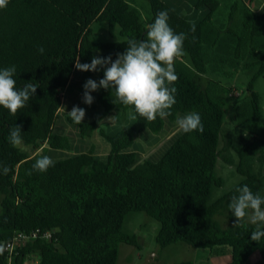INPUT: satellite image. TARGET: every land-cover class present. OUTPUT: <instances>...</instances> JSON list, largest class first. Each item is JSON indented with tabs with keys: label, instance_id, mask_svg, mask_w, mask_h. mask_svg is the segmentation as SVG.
<instances>
[{
	"label": "trees",
	"instance_id": "trees-1",
	"mask_svg": "<svg viewBox=\"0 0 264 264\" xmlns=\"http://www.w3.org/2000/svg\"><path fill=\"white\" fill-rule=\"evenodd\" d=\"M144 1L146 7L133 0H10L0 10V69L15 65L17 89L37 85L15 116L0 107V246L14 234L26 237L11 253L0 252V264H117L118 245L138 249L136 238L121 232L131 213L157 222L158 249L182 243L194 250V260L176 264L224 254L227 264H245L251 255L257 256L254 264H264V238L251 240L252 224L234 226L228 207L243 185L264 196V125L255 91L256 81L264 80V11L233 1L223 26L214 13L225 0ZM160 11L168 12L176 34L186 35L184 55L175 62L173 114L148 122L101 88L95 99L103 107L99 116L80 125L66 118L78 133L73 131L78 147H72L53 122L76 59L115 60L129 39H146L147 25ZM79 73L98 82L104 75L103 69ZM232 80L242 87L233 98ZM113 109H129L135 119L112 135L98 131L108 144L105 155L81 150ZM190 112L200 114L203 133L179 130L145 159L132 151L138 134L163 130V137L174 130L177 116ZM15 125L21 126V147L32 154L9 143ZM60 151L70 154L52 157ZM41 156L51 157L54 167L33 170ZM217 162L233 168L234 183L226 191L220 190L224 179Z\"/></svg>",
	"mask_w": 264,
	"mask_h": 264
},
{
	"label": "clouds",
	"instance_id": "clouds-1",
	"mask_svg": "<svg viewBox=\"0 0 264 264\" xmlns=\"http://www.w3.org/2000/svg\"><path fill=\"white\" fill-rule=\"evenodd\" d=\"M10 0H0V10L7 8ZM167 11L157 13L153 23L147 25L146 39H129L124 53H118L115 60L111 56L93 57L91 63H80L76 59L75 68L82 72H99L103 69V78L97 83L88 79L84 84L83 102L91 105L94 102L92 92L100 88L114 90L117 100L124 106H132L135 113L148 122L158 117L163 120L171 116L176 103V88L172 85L177 81L175 62L184 55V33L176 34L170 27ZM195 32V27H192ZM43 54L44 48L38 46ZM15 65L0 69V107L7 109L15 116L20 109L27 106L36 94L37 85L28 83L17 89ZM71 120L80 125L86 111L73 106L67 112ZM135 119V117H133ZM175 123L183 133L200 132L204 127L199 113L190 112L177 116ZM21 126L15 125L8 137L12 146L22 144ZM55 161L49 156H41L33 165V170L46 172L54 167ZM10 169L3 167V174ZM237 195L231 198L228 205L231 214L236 218L234 226L241 227L247 223L255 226L251 232V240L259 243L264 238V196L243 185L236 188ZM2 252V249H0Z\"/></svg>",
	"mask_w": 264,
	"mask_h": 264
},
{
	"label": "rangeland",
	"instance_id": "rangeland-1",
	"mask_svg": "<svg viewBox=\"0 0 264 264\" xmlns=\"http://www.w3.org/2000/svg\"><path fill=\"white\" fill-rule=\"evenodd\" d=\"M136 5H141L146 7V2L144 0H133ZM225 7H218V12L214 13V17L218 20L219 24L226 26V21H228V13L229 11V4H232L233 1L238 2L237 0H225ZM245 5L253 4V2H259L260 0H239ZM239 4V3H238ZM215 20V19H214ZM88 79L95 80L98 83V79L96 76H89L82 78L78 70H74L71 76V83L65 88L62 92V103L60 105V111L58 113L57 118L53 122L54 131L60 133L63 136L68 138V142L70 145L78 147L76 145V138L77 130L75 126L70 124L66 121V118H70L67 112H70L73 106H79L80 108L85 109L86 115L81 124H86L95 119L102 113L103 107L101 105H97L95 103V99L98 95H100L101 88L96 91L92 92L91 95L94 97V102L91 105H87L83 102V93H84V84ZM234 80V79H233ZM230 81L228 83V87L231 88V97H236L241 94L242 87H238V83L236 80V87L234 81ZM255 91L258 94L259 98V105L261 108V118L260 124L264 125V80L258 79L255 83ZM112 96H115V91L112 90ZM230 103V102H229ZM229 109H226L225 118L228 116ZM71 119V118H70ZM133 122V114L132 111L121 110V109H113L108 114L104 115L98 123L95 124V127L90 134L89 138L84 139V143L80 145L81 150L86 151L90 150L92 153L96 155H105L108 151V144L101 139L97 133L98 131H102L106 134H114L118 131L126 129L131 125ZM173 131L169 134H165L162 137L163 130L158 134H152L150 132L144 131L138 134L134 139L133 150L139 154L140 159H145L153 154H156L161 150L163 145L166 143L167 139L170 136L177 133L179 128L177 127L176 123L174 124ZM75 131L77 134H75ZM73 137L74 140L71 139ZM75 134V135H74ZM162 137V139H160ZM160 140V141H159ZM159 141V142H158ZM71 142V143H70ZM158 142V143H157ZM157 143V144H156ZM156 144V145H155ZM19 147L27 152L28 154H32V152L25 147ZM71 147V149H72ZM70 154L69 151H60L59 153H53V158H63ZM216 168L219 171V174L224 179V185L220 190L226 191L227 189L231 188L233 185L234 178L230 177V173L232 172L233 168L228 166H221L220 162H217ZM233 182V183H232ZM218 220H222V218H217ZM250 224V223H249ZM158 228L157 222L152 220L151 218L145 216L142 213H131L128 214L123 223H122V230L121 232L129 235L134 236L136 238L137 248H133L128 245H118V258L117 264H144L145 262L151 264H176L183 261H192L194 260L193 249L186 246L182 243H177L174 245H170L164 249H158L153 241L154 235ZM153 257H150V255ZM255 256L251 255L250 257ZM250 257L247 259L248 262L245 264H254L251 263ZM154 258V259H153ZM221 258V257H220ZM141 261H138V260ZM219 260V259H218ZM217 260V261H218ZM216 260H202L196 261L200 264H224V261L217 262ZM195 262V263H196ZM147 263V264H148ZM194 263V264H195ZM25 264H29L25 262Z\"/></svg>",
	"mask_w": 264,
	"mask_h": 264
},
{
	"label": "crops",
	"instance_id": "crops-1",
	"mask_svg": "<svg viewBox=\"0 0 264 264\" xmlns=\"http://www.w3.org/2000/svg\"><path fill=\"white\" fill-rule=\"evenodd\" d=\"M247 7L252 11V12H260L264 11V0H260L259 2H253V4H248ZM193 254L195 255V252L193 251ZM221 257V258H220ZM194 259V258H193ZM218 260L217 262L224 261V264H227L229 262V255L224 254L221 256H213L210 257L208 260ZM251 263H256L257 262V256H252L250 257ZM138 261H141L140 259ZM248 262V260H247ZM148 262H145L144 264H147ZM158 264V261L156 262ZM195 264H200L199 262H196Z\"/></svg>",
	"mask_w": 264,
	"mask_h": 264
},
{
	"label": "built area",
	"instance_id": "built-area-1",
	"mask_svg": "<svg viewBox=\"0 0 264 264\" xmlns=\"http://www.w3.org/2000/svg\"><path fill=\"white\" fill-rule=\"evenodd\" d=\"M25 240H26V237L23 236V234L21 236L19 234H14L12 235L9 241L2 243L0 248L9 254L13 251V248L15 245H17L18 243H21L23 245Z\"/></svg>",
	"mask_w": 264,
	"mask_h": 264
}]
</instances>
